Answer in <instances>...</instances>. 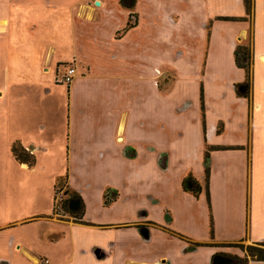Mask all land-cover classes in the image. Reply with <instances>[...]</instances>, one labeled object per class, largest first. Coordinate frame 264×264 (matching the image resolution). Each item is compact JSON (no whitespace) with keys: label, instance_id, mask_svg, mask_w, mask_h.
<instances>
[{"label":"crops","instance_id":"1","mask_svg":"<svg viewBox=\"0 0 264 264\" xmlns=\"http://www.w3.org/2000/svg\"><path fill=\"white\" fill-rule=\"evenodd\" d=\"M136 9L137 27L122 39L116 36L125 25L114 29L105 41L99 39L97 48L83 47L77 33L81 22H92V12L76 24L77 51L69 64L77 73L68 87L67 155L73 165L68 184L85 200L83 223L52 217L54 206L48 213L42 210L37 193L33 195L25 184L0 186V203L5 206L0 208V264H42L44 259L50 264H211L216 249L188 251L187 241L264 243V0H253L252 24L219 19L247 18L243 0H137ZM251 28L253 79L251 97L246 99L236 91L246 73L237 66L235 51ZM157 42L163 47L157 49ZM156 67L165 69L171 82L163 91L154 79L151 87L155 77L151 69ZM18 111L30 119L25 109ZM29 136L22 123L17 132L8 134L9 143L24 145ZM162 155L174 165L184 163L183 173L173 188V202L158 204L161 220L151 215L145 238L143 219L129 220L123 214L117 218V213L129 203L126 188L133 177L128 172H137L144 183V177L151 175V157L155 161ZM4 159L0 181L14 174L25 178L37 174L38 156H33L32 168L12 154ZM194 162H199L198 173ZM177 170L153 169L173 176ZM192 172L202 186L199 198L183 189ZM104 179L106 186L97 188ZM170 185L171 181L166 186ZM106 187L119 194L108 207L104 206ZM198 206L206 211L204 225L193 217ZM36 223L39 234L29 236L25 227ZM46 224L49 231L43 233ZM167 236L186 241L185 247L179 253H151L153 239Z\"/></svg>","mask_w":264,"mask_h":264},{"label":"rangeland","instance_id":"2","mask_svg":"<svg viewBox=\"0 0 264 264\" xmlns=\"http://www.w3.org/2000/svg\"><path fill=\"white\" fill-rule=\"evenodd\" d=\"M136 7L132 10L125 9L117 0H0V169L4 168V163H2L4 158L9 154L13 155V145L9 143L8 134L17 132L22 123L30 132V136L26 137L22 147L24 149L28 147L26 150L29 154L38 156L35 167L37 174H31L28 178H25V175L23 177L20 174H14L6 181H0V186L13 187L25 184L32 188L30 192L33 195L37 193L35 197L38 198L42 210L46 208L48 213L51 206H54L55 185L58 180L66 177L69 171L71 172L73 166L67 155L71 117L68 100L69 85L63 83L62 78L77 51L76 24L79 18L86 15L87 11L92 12V22H81L80 32L77 31V33L80 35L83 47L94 48L96 46L97 48L99 39L105 41L109 36L108 33L114 29L125 25L121 30L119 29L116 36L117 39H122L126 35L123 30L127 24L137 27L139 14ZM146 7L144 3V10ZM247 21L252 24L251 17L247 16ZM251 34L252 28L245 43L252 42ZM157 43V49L166 44L165 41H162L163 44ZM151 71L155 73V77L151 79L152 88L153 79L156 80L155 84L159 85L161 91L164 86H168L166 84H171L168 76H165V69L156 67ZM9 109H11L10 114H8ZM22 109L29 113V120L19 114L18 110ZM7 115L9 117L5 118ZM19 115L25 117V120L19 118ZM4 122L9 124L11 130ZM174 163L169 161L168 157L165 159L164 155L157 157L155 161L151 157V175L144 177V183H141L143 181L141 178L137 179V172L129 171L128 175L132 174L133 177L129 178L126 188L129 203L125 200L121 202V204L126 202V207L122 213L119 215L117 213V218H122L123 214L129 220L131 218L136 221L143 219L142 224L146 230L151 228L152 214L154 218L161 220L162 213L158 204L173 202V188H176L179 177L183 173L184 166L181 165L184 163L178 162L175 165ZM198 164L199 162L193 164L197 173L199 172ZM204 165L206 170L209 165V156L208 164L206 165L204 161ZM166 168L180 169L174 172L175 176L153 171V169ZM15 169L19 170L17 166ZM59 174L62 177L56 181L50 179L51 176ZM191 174L189 176L196 179L195 173ZM68 181L69 179L67 184ZM107 181L108 179L99 180L96 187H105ZM170 181L171 185L167 187ZM65 187L64 181L61 182L59 200L66 198ZM112 192L110 188L105 190L110 199L114 197ZM177 205L181 204L177 203ZM4 207L0 203V208ZM136 210L138 211L135 217L134 211ZM176 210L183 211L181 208H176ZM193 211L198 213V215L193 214V217L197 219V224L204 225L207 220L204 208L201 209L198 206ZM165 217L168 216L165 214ZM182 222L184 223L183 220ZM35 225L37 223L25 227L29 236L39 234L40 226L35 227ZM40 225H45V223L42 222ZM42 229L43 233L49 231L47 224ZM201 238L203 241L207 239L206 229ZM185 243L186 241L179 237L167 236L165 239L156 237L151 242V253H179L185 247ZM187 243L190 244L188 251L196 244L188 241ZM240 244L245 247L253 245L248 242ZM227 249L230 252L244 255L238 248Z\"/></svg>","mask_w":264,"mask_h":264},{"label":"trees","instance_id":"3","mask_svg":"<svg viewBox=\"0 0 264 264\" xmlns=\"http://www.w3.org/2000/svg\"><path fill=\"white\" fill-rule=\"evenodd\" d=\"M247 16L253 17V0H243ZM120 5L125 9H134L137 6V0H120ZM224 21H247V18L237 19V18H219ZM136 26L126 25L123 30L127 33L129 30L135 28ZM252 39V37H251ZM235 61L239 68L243 69L246 73V80L242 84L236 86L237 95L242 98L250 99L252 92V42L240 44L235 51ZM203 104V95L201 97ZM12 153L16 160L20 163H27L30 167L34 165V159L31 154L28 153L26 149L22 147L20 143H15L12 146ZM205 164H208V154L205 159ZM206 183H207V197L208 205L210 208V194H209V178H210V167H206ZM68 180V175L66 177L58 180L55 185V196H54V207L52 217H57L60 220H74L76 223H83L87 207L83 196L77 191L71 189L66 183ZM65 183V199L59 200V185L62 182ZM183 189L185 192L191 193L195 198H199L202 193V186L200 183L192 176H188L183 181ZM113 199L109 198L108 193H104V206L108 207L113 202L118 199L119 194L117 192L113 193ZM210 232L213 238L214 227L213 221L210 222ZM140 227V226H139ZM144 229V228H142ZM142 234L145 238L149 236V231L143 230ZM190 243V242H189ZM190 245V244H189ZM212 247L216 249L214 255L211 259V264H249L250 261H264V243H254L252 246L245 247L242 244L235 245H202L196 243L193 245L191 250L197 247ZM227 248H238L244 255H240L236 252H230Z\"/></svg>","mask_w":264,"mask_h":264},{"label":"built area","instance_id":"4","mask_svg":"<svg viewBox=\"0 0 264 264\" xmlns=\"http://www.w3.org/2000/svg\"><path fill=\"white\" fill-rule=\"evenodd\" d=\"M76 73H77V71H76L75 67H73L72 65L68 66L67 71L62 78V82L67 84V85H71L73 83L75 77H76ZM42 264H50V261L48 259H44L42 261Z\"/></svg>","mask_w":264,"mask_h":264},{"label":"water","instance_id":"5","mask_svg":"<svg viewBox=\"0 0 264 264\" xmlns=\"http://www.w3.org/2000/svg\"><path fill=\"white\" fill-rule=\"evenodd\" d=\"M98 5H100V4L98 3Z\"/></svg>","mask_w":264,"mask_h":264}]
</instances>
